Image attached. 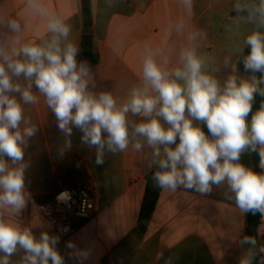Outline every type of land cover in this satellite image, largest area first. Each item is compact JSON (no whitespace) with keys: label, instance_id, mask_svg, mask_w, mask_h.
Segmentation results:
<instances>
[{"label":"crops","instance_id":"crops-1","mask_svg":"<svg viewBox=\"0 0 264 264\" xmlns=\"http://www.w3.org/2000/svg\"><path fill=\"white\" fill-rule=\"evenodd\" d=\"M37 3L71 26L69 40L80 53L84 38L81 0ZM260 3L261 0H191L189 9L183 0H91V35L98 62L88 66L95 81L94 91L111 92L122 103L133 88L142 86L146 57L151 56L165 71L173 72L183 68L181 53L186 49L195 51L202 60V71L215 78L221 88L232 75L238 81L251 80L236 65L240 49L244 51L246 47L245 38L254 31L264 33V25L259 17L247 18L242 12ZM8 19L20 23L23 42L50 39L46 18L30 8L28 0H0V20ZM12 35L0 28V42ZM77 60L80 62L78 56ZM33 90L38 92L35 86ZM23 107L25 118L38 129L29 139L24 157L28 165L25 191L30 199L19 212L0 208V218L21 230H31L37 238L41 232L58 237L43 225L38 197L56 194L66 179L74 178L76 185L85 174L95 180L102 196V210L97 217L67 239L58 238L56 249L64 264H241L245 258L251 259L254 252L242 243L247 213L236 205L235 195L226 183L212 185L209 193L182 186L175 192L161 189L143 230L139 213L146 175L154 168L148 167L151 149L145 146L136 152L130 143L123 153L106 152L104 164L98 166L95 149L83 145L82 133L74 128L68 138L72 148L61 154L66 138L43 98L38 104ZM129 119L138 123L143 118L130 114ZM81 160L86 164L82 168L78 164ZM240 163L254 171L251 152L243 153ZM257 240L261 254L258 264H264V218ZM69 242L74 247L69 248ZM84 253L87 258H83ZM24 255L18 247L9 257V264H24ZM3 256L0 252V259Z\"/></svg>","mask_w":264,"mask_h":264},{"label":"clouds","instance_id":"clouds-1","mask_svg":"<svg viewBox=\"0 0 264 264\" xmlns=\"http://www.w3.org/2000/svg\"><path fill=\"white\" fill-rule=\"evenodd\" d=\"M183 3L191 8V0ZM28 6L46 18L51 36L42 43L23 42L17 20H0V28L13 34L0 42V208L19 212L30 199L25 191L28 165L24 157L38 129L25 118L23 106L38 104L42 97L66 138L61 154L72 148L68 138L74 128L82 133L81 143L95 149L98 166L104 164L106 152L123 153L130 143L136 152L146 146L151 149L148 167L155 168V186L172 192L182 186L209 193L212 185L226 183L242 212H259L264 218V174L240 163L243 153L253 152L264 169V103L247 119L256 95L264 97L260 87L264 84V33L254 31L244 40L249 48L243 58L244 70L260 73V79L253 75L251 80L238 81L232 75L221 88L202 71V60L195 51L186 49L181 53L183 68L173 72L146 57L142 86L118 103L111 92L94 91L90 68L78 62L79 48L69 40L71 26L37 0H28ZM256 11L264 25V0ZM130 114L143 119L135 123ZM68 198L64 192L57 199ZM57 243L58 237L48 232L37 238L31 230H21L0 218V252L4 254L0 264H9L18 247L24 250V264H64ZM242 243L255 246L250 237ZM68 247L74 245L69 242ZM82 255L87 258V253ZM241 264H251V259Z\"/></svg>","mask_w":264,"mask_h":264},{"label":"trees","instance_id":"trees-1","mask_svg":"<svg viewBox=\"0 0 264 264\" xmlns=\"http://www.w3.org/2000/svg\"><path fill=\"white\" fill-rule=\"evenodd\" d=\"M260 5H254L251 6L249 9L242 12V15L247 18H257L259 16V13L256 11L259 8ZM81 10L83 15V23H84V38H83V49L78 55L79 61L86 62L88 65H92L98 62V57L93 52V42H92V5L91 0H81ZM249 53V48L245 47L244 51L242 52L241 56L238 59L236 69L240 73H244L252 78L253 75L256 76L257 79L261 78L260 73H252V72H246L244 70L243 66V58ZM261 88H264V84L260 85ZM264 103V97H261L259 95H256L252 112L249 114V117L247 118L249 121L251 119L252 113H254L256 110L259 109L260 104ZM203 131L206 135H210L208 133V129L206 125L201 126ZM178 142V141H177ZM252 153L253 162H254V172L258 174H262V169L260 168V157L257 153ZM155 171V168H153L147 175H146V190L143 198V202L140 208L139 213V223L140 227L145 230L146 224L148 220L150 219L154 208L157 203L158 194L161 190V188L155 186L154 181L152 179L153 173ZM56 190V194H57ZM56 194H50L45 197H38L39 203H42L45 200H49L53 198ZM262 216L259 212L256 214H252L251 212L247 213L246 217V229L244 237H250L254 240L258 239V227L261 223ZM261 257V254L259 253V250L251 254V264H258L259 259Z\"/></svg>","mask_w":264,"mask_h":264},{"label":"built area","instance_id":"built-area-1","mask_svg":"<svg viewBox=\"0 0 264 264\" xmlns=\"http://www.w3.org/2000/svg\"><path fill=\"white\" fill-rule=\"evenodd\" d=\"M79 166L84 167L85 161H79ZM64 192L69 194V198L66 201L58 200V196ZM101 210L102 196L89 174L78 184L62 188L53 198L39 204L43 225L52 229L62 240L75 233L85 222L97 217Z\"/></svg>","mask_w":264,"mask_h":264},{"label":"rangeland","instance_id":"rangeland-1","mask_svg":"<svg viewBox=\"0 0 264 264\" xmlns=\"http://www.w3.org/2000/svg\"><path fill=\"white\" fill-rule=\"evenodd\" d=\"M79 164V163H78ZM86 166V164H85ZM86 175V174H85ZM74 178H71V179H66V181H64L62 183V186L58 187V191L61 190L62 188H65V187H69V186H74V183L75 181L73 180ZM38 200V198H37ZM38 203H39V200H38Z\"/></svg>","mask_w":264,"mask_h":264},{"label":"water","instance_id":"water-1","mask_svg":"<svg viewBox=\"0 0 264 264\" xmlns=\"http://www.w3.org/2000/svg\"><path fill=\"white\" fill-rule=\"evenodd\" d=\"M252 252H255L258 248V240H255V246L248 245Z\"/></svg>","mask_w":264,"mask_h":264}]
</instances>
